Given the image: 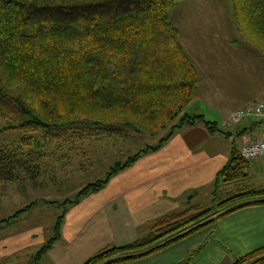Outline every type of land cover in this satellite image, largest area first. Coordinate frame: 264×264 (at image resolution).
I'll return each mask as SVG.
<instances>
[{
  "label": "trees",
  "instance_id": "obj_1",
  "mask_svg": "<svg viewBox=\"0 0 264 264\" xmlns=\"http://www.w3.org/2000/svg\"><path fill=\"white\" fill-rule=\"evenodd\" d=\"M177 1L0 0V133L15 130L20 133V146L38 147L36 133L52 138L62 128L80 123L91 126L93 135L98 130L114 137L130 131L154 137L166 129L154 144L146 143L123 161H115L104 177L59 203L62 211L51 236L30 263L39 264L59 240L64 216L72 207L102 190L139 158L156 152L175 133L200 124L209 136L224 140L230 136L231 129L222 130L203 114L185 111L198 78L168 17ZM228 1L236 34L229 43L264 63V0ZM257 103L264 104L246 103L239 109ZM248 117L262 120L264 109L249 111L236 122L228 117L227 126ZM240 145H229L225 163L207 186V202L195 201L198 192L207 188L190 190L184 193V206L182 201L178 209L157 216L159 212L148 221L143 236L103 246L80 264L134 263L214 229L235 211L264 205V186L249 183V161L239 153ZM19 170L30 173L0 148V183L13 181ZM202 247L186 252L177 264H191ZM229 264H264V245Z\"/></svg>",
  "mask_w": 264,
  "mask_h": 264
},
{
  "label": "rangeland",
  "instance_id": "obj_2",
  "mask_svg": "<svg viewBox=\"0 0 264 264\" xmlns=\"http://www.w3.org/2000/svg\"><path fill=\"white\" fill-rule=\"evenodd\" d=\"M168 17L178 31V39L198 78L185 111L201 113L206 120L228 131L232 125L227 126L226 120L235 110L244 103L264 102V63L253 53H244L229 43L236 34L231 27L228 0H179L168 11ZM67 127L72 129L62 128L47 139L41 132L36 133L38 147L20 146V133L15 130L0 133V148L17 158L23 169L30 172L27 175L19 170L13 181L0 183V264H32L31 257L51 236V227L62 211L59 203L72 198L86 183L104 177L107 168L115 161H123L146 143L154 144L166 132L165 129L149 137L130 131L126 136L114 137L98 130L93 135L92 127L87 123ZM194 128L204 130L200 124ZM207 136L217 139L208 142L204 139L200 144L207 142L205 146L208 148L224 145L223 137ZM135 166L137 169L116 178L113 185L116 182L119 185L112 187L114 196L129 200V207L134 210L141 209L133 214L137 222L135 227H126L131 238L143 236L153 218L178 209L185 196L176 197L174 202L154 201L159 193L150 187L149 159L139 161ZM247 173L249 183L264 185V162L249 161ZM32 174L34 179L29 177ZM208 192V188L200 190L195 201L207 202ZM86 200L89 203L85 205L94 211L86 213V218L81 221L82 227H78L70 242L63 237L61 227L59 240L41 257L39 264H80L99 248L118 245L122 228L112 230L113 238L109 235L107 242H101L104 237L97 232L107 231L105 220L112 215L111 207H103V197L96 199L97 203H92L89 196ZM32 202L25 213L10 218ZM182 204L184 206L185 202ZM182 244L181 249L187 246V242ZM88 247L94 250L90 252ZM229 261L224 258L220 264H229Z\"/></svg>",
  "mask_w": 264,
  "mask_h": 264
},
{
  "label": "crops",
  "instance_id": "obj_3",
  "mask_svg": "<svg viewBox=\"0 0 264 264\" xmlns=\"http://www.w3.org/2000/svg\"><path fill=\"white\" fill-rule=\"evenodd\" d=\"M259 119L248 117L241 120L239 124L237 123L231 128L230 136L223 141L224 145L216 144L214 148L205 146V143L213 140L212 137L207 138L205 130L194 128L195 126L182 129L156 152L139 158L140 160L138 159L132 166L122 173L120 172V175L118 173L119 176L116 175L111 178L102 190L89 195L92 203H97L95 200L103 197L104 204L101 203L103 207H111L110 209L113 210L112 215H108L105 220L107 231L104 233L97 231L104 237L101 242H107L109 235L112 236L111 231L117 228H122V237L118 244L133 240L134 238L130 237L126 227H135L134 224L137 222L134 221L133 214L141 210L132 209L129 207V200L126 201L122 196L112 194V187L119 185L118 182L113 185L116 178L118 179L123 173L131 169H137L135 166L137 162L149 159L150 187L154 192L159 193L154 201H164L161 197L176 198L190 190L205 188L210 184L215 172L225 163L231 142L238 146L249 139H264V118ZM258 120L259 122H257ZM204 139L207 142L200 144ZM255 160L264 162V158ZM147 190L151 194L149 188ZM87 203L89 200L84 198L80 204L72 207L73 210L70 209L64 216L62 235L68 242L72 240V236L78 227H82L81 221L86 218V213L94 211L85 205ZM186 242L187 246L181 249L182 243L185 244ZM261 245H264V205L246 207L235 211L220 221L214 229L200 232L188 240L164 250L166 252L163 251L162 254L130 264H177L186 252L197 246L203 247L193 258L191 264H220L224 258L231 262L234 257ZM88 249L91 250L90 252L94 250V248L89 247Z\"/></svg>",
  "mask_w": 264,
  "mask_h": 264
},
{
  "label": "built area",
  "instance_id": "obj_4",
  "mask_svg": "<svg viewBox=\"0 0 264 264\" xmlns=\"http://www.w3.org/2000/svg\"><path fill=\"white\" fill-rule=\"evenodd\" d=\"M262 109H264V104L257 103L251 108H245L244 110H235L232 113L229 122L238 121L239 119L246 116L249 111L259 113ZM239 153L243 156L244 159L248 161L264 158V140L249 139L244 141L239 146Z\"/></svg>",
  "mask_w": 264,
  "mask_h": 264
}]
</instances>
